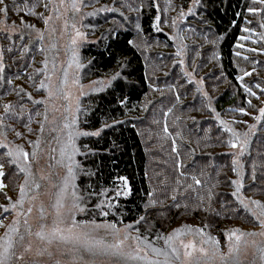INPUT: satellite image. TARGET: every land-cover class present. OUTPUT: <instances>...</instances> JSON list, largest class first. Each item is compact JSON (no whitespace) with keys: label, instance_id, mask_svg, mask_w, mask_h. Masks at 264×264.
<instances>
[{"label":"trees","instance_id":"16d2710c","mask_svg":"<svg viewBox=\"0 0 264 264\" xmlns=\"http://www.w3.org/2000/svg\"><path fill=\"white\" fill-rule=\"evenodd\" d=\"M174 1L186 8L190 0ZM4 2L13 9V0ZM112 2L121 7L123 17L112 16L108 20L113 23L108 27L91 29L89 41L81 50L84 80L117 75L109 86L89 94L80 108V130L99 135L82 136L77 142L81 166L77 189L80 200L88 203L76 219L81 223L108 222L115 227L133 225L132 231L145 245L181 226H190L201 229L200 235L217 241L219 250L224 251L227 235L233 230L262 229L260 220L248 210L251 207L245 209L237 195H233L236 191L233 181H242L241 193L264 205V124L260 126L262 137L257 145L250 153L242 154L234 165L236 153L228 146L233 137L223 131L220 121L226 124L239 107H247V101L255 99L245 91L248 78L243 80V70L259 68L258 60L248 61L249 67L241 69L242 58L237 52L241 44L257 45L253 36L257 26L251 17L264 18V4L254 0L207 1L205 34L218 42L217 65L213 68L214 71L219 68V74L228 82L227 88L207 96L202 89L191 88L190 82L188 92L182 93L181 84L173 85L159 74L166 69L163 65H167L164 51L158 54L163 65L160 63L156 76L150 55L136 42V39L162 45L172 42L157 27L156 17L161 21L162 12L159 0ZM15 3L20 11L8 12L7 20L42 16L26 14L22 0ZM249 8L259 11L249 12ZM86 24L97 27L90 19ZM0 42L4 44L0 51V59L5 63L0 71V113L4 115L3 105L12 106L10 102L17 99L20 89L30 92L29 84L39 78L40 56L33 54L38 49L37 39L1 32ZM197 64L196 69L202 68L200 62ZM209 74L206 72L205 76L210 78ZM19 83H23L22 87ZM162 85L170 89L165 95L168 105L162 101L163 95L151 96L155 91L152 86L159 90ZM247 88L257 90L253 83ZM210 98L214 114L207 106ZM28 106L24 101L22 105L12 106L4 116L16 123ZM5 153L0 147V163L7 170L11 166ZM4 172L3 180L8 183V172ZM193 177L200 183L196 184ZM121 178L127 180V195L116 196L124 185ZM2 193H5L3 189L0 198Z\"/></svg>","mask_w":264,"mask_h":264},{"label":"rangeland","instance_id":"374dc122","mask_svg":"<svg viewBox=\"0 0 264 264\" xmlns=\"http://www.w3.org/2000/svg\"><path fill=\"white\" fill-rule=\"evenodd\" d=\"M39 1L28 0L29 7L32 3H37L38 8L35 7L33 11L38 15H42L38 16L37 19H25L23 17L15 20L13 17L11 20H7L3 13L0 16V33H14L21 37L28 36L31 39H37L39 42L38 49L33 54H39L40 56V65H38L39 70L37 72L39 78H36V80L29 84V90L32 93L27 89H20L17 99L10 102L12 106L17 107L26 101L29 109L17 118L16 123L7 120V117L4 116L5 114L0 113V116L4 117L3 124L0 125V141L8 144L10 148L15 149L16 147H20L29 153L26 167L30 175L20 172L14 164H10L11 169H4L6 173L8 172L9 182L5 183L7 186L3 188L5 193L1 195L0 205H3L5 208L9 207L10 202L5 196L10 197L11 202H16L19 198L20 186L26 184V196L23 208L20 209L18 206L17 209L22 211L24 215L17 216L16 211L10 210L9 212H5L3 208H0V222L3 225L0 226V245L4 244L9 235L6 226H10L15 220H19V224L16 225L18 231L11 233L13 246L10 251L13 254L9 257L8 264H56L58 260L61 264H71L73 257L79 258L81 255H83V259L87 264H150V261L154 260H159L163 264L165 257L163 255L157 256L153 253L152 248L168 252L171 264H183L185 257L183 255L184 249L180 246L181 241L184 243L192 242L197 248L204 247L209 251L217 247V244H214V241L210 237L200 235L190 226H181L178 229H182L183 233L173 241V245L178 249L180 254V259L177 260L171 255V248L165 243V239L178 229L167 235L160 236L154 240V243L145 245L146 243L140 242L139 238L137 239L136 234L132 231L133 225L116 227L119 230V239H124L125 236L128 237L124 244L125 251H134L137 245H139L143 249L139 255L143 257L147 253L146 259L126 261L121 257L106 254L89 255L78 251L69 252L70 245L58 246L57 242L48 245L46 241H41L36 236V233L41 230V225H44V231L47 232L53 227V222L56 220L54 205L67 176L68 161L66 157H61V149L65 147L69 131L64 128L66 118L70 122L72 114L75 113L77 121L74 128L81 131L79 128V114L84 99L89 94L109 86L114 82L117 75L111 73L100 79L84 80L83 70L85 63L81 50L89 41L88 33L91 29L108 27L113 23L108 20L112 16L120 15L123 17L121 7L116 6L112 0H76L80 7V11L78 12L74 11L71 7L73 0ZM159 1L162 12L161 21L159 20L157 27L162 30L161 32L166 33L172 42L162 45L157 43V41L147 43L143 39H136L142 50L150 55L148 57L151 59L153 73L158 76V67L160 63L163 65L162 61H158V54L164 51L163 55L167 58V65H163L166 69L160 70L159 74L165 76L167 81L173 85L181 84L179 89L182 93H187L190 85L191 88L202 89L207 96H212L215 91L227 88L228 82L219 74V68H216V71L213 68V66L217 65L215 55L218 42L213 36L208 37L205 34L206 28L204 27V22L206 21L205 14L207 13L208 0L187 1L189 3L186 8L184 4L177 5V2L174 0ZM44 4H48V7L45 8ZM6 5L9 9V14L15 11L4 2V6ZM41 17H51V19L46 25ZM124 17L127 18L126 15ZM130 17L133 18L132 15ZM88 19L97 27L87 25ZM251 19L254 21L253 25L257 26L255 29L257 33L253 34L257 45L246 46L245 44H241L237 56L242 58L239 61L240 66L242 64L241 69L249 67L248 61L258 60L257 65L260 66L259 68H255L254 71L251 69L243 70L244 73H251L248 76L243 75V80L248 78L246 80L247 87L251 83H253V86L259 84L261 87H264V27H261L264 24V18L255 16L251 17ZM103 21H108L107 23L109 24L100 25ZM25 25H31V27H26ZM73 25H75V28H73ZM77 30L83 35L77 36ZM39 33L43 34L42 40L39 38ZM73 38L76 40L75 44L72 43ZM3 46L4 44L0 42V51ZM252 49H255V51H251ZM9 51H11V48ZM0 60L4 67L5 63L2 59ZM45 61H47V70L44 68ZM197 62L201 63L199 66L202 68L196 69ZM77 64L79 67H77ZM206 72L211 73L209 74L210 78L208 75L205 76ZM65 73H67V84L64 83ZM178 79L179 82L175 83ZM42 82L45 84V88L40 87ZM153 82L158 81L155 80ZM188 82H190V85H188ZM22 84L19 83L18 85L22 87ZM167 85H162L160 87L161 90H157V88L152 86L155 91L153 90L154 94H151L153 98L163 95L162 101L166 105H168V101L165 95L170 90ZM209 87L210 90L208 89ZM194 89L193 93L196 91ZM49 90L53 93L51 97L48 95ZM65 92L71 94L70 101L64 99ZM255 93L256 96H253L255 99L248 100L247 107H239L238 111L226 120V124L240 133L242 138H245L244 134L247 133V145L243 154L250 153V149L256 146L258 140L262 137L260 126L264 124V117L259 120L253 119V117L259 116V109L264 108V94L261 93L260 88H257ZM29 94L31 95V100L28 99ZM41 100L44 101L43 104L35 103ZM149 101H147V105L150 103ZM249 101L251 104H249ZM207 106L210 109V113L214 114L215 110L213 109L212 98L207 101ZM69 108L71 110L66 111ZM240 109H243L248 114H242ZM45 114L48 117L47 121L44 120ZM206 117V120L209 121L211 115L208 114ZM240 121L243 122L240 123ZM41 124L44 125L43 132L40 131ZM250 125H255V127L250 128ZM29 128L31 132H29ZM9 132L11 133L9 134ZM17 132L21 133V135L17 136ZM81 137L75 138L76 146ZM37 140L40 142L38 149L34 147ZM4 149L7 153L8 149ZM33 151L37 153L35 157L31 156ZM233 151L236 153L235 160L241 157L242 154L239 148L233 149ZM79 157L80 152L74 157L76 162V166L74 167L75 179L70 183L64 195L63 203L65 209L62 210L64 222L60 224L62 228H66L71 224L68 209L71 208V204L73 203L74 197L72 193L75 192L76 196L80 198L77 189V180L81 172ZM6 158H8V161L10 160V157L7 155ZM20 163L22 165L25 163L22 158ZM37 184L39 188L35 187ZM119 191L121 194H124L128 190L123 185ZM33 197L35 199H32ZM237 197L239 200L243 199L246 201V204L258 213L256 206L251 203L252 200L246 198L241 191H239ZM78 203L85 210L88 202L79 199ZM29 207L32 209L31 213L27 212ZM41 208L43 209V218H41ZM79 213L81 212L76 211L74 213V219L79 230L86 231L96 239H103L108 243L113 241V230L107 227L112 224L108 222L81 223L76 219ZM25 219L28 220L27 224L24 223ZM96 225H101V227L96 228ZM262 232H264V228L245 231L238 230L237 235L241 233L245 234L238 243L235 237L230 241L227 235L226 249L224 251L219 250L220 254L224 255L226 259L221 261L217 257L211 261V264H264V259H262V256H264V235H260ZM249 233H256V235H248ZM205 241L207 242L205 243ZM229 244H232L234 248L231 254H229ZM29 245L31 246V251L27 252L25 249ZM62 252L64 254H61ZM20 256H23V259H18ZM198 261L200 264H204L201 254L198 251L193 252L192 257L189 258V264H198Z\"/></svg>","mask_w":264,"mask_h":264},{"label":"snow or ice","instance_id":"6c2138e0","mask_svg":"<svg viewBox=\"0 0 264 264\" xmlns=\"http://www.w3.org/2000/svg\"><path fill=\"white\" fill-rule=\"evenodd\" d=\"M254 2L264 4V0H254ZM22 3L24 4V9L26 11V14L29 15H35V12L33 9L37 7V3H32L31 6H28V0H22ZM0 5H4V0H0ZM45 8L48 7V4L43 5ZM72 9L76 12L80 11V7L77 4L76 0H73ZM13 10L15 11H20L19 5L15 3V0H13ZM55 10V9H54ZM9 9L7 6L0 7V13H3L5 16L7 15ZM249 12L256 13L259 11V9H254V8H249ZM183 15V13H181ZM43 19L44 23L47 25L49 23V18H44ZM160 17L157 16L156 20L159 21ZM23 23V21H22ZM26 27H31V25H25ZM67 26V25H65ZM155 26V25H154ZM261 27H264V24L261 25ZM73 28H75V25H73ZM159 30V29H157ZM245 31H249L248 29H245ZM77 36L83 35L80 33L78 30L76 31ZM39 38L42 40L43 39V34L39 33ZM241 39H244V37H241ZM72 43L75 44L76 40L73 38ZM251 51H255V49H252ZM75 55V54H74ZM77 67L79 65L77 64ZM45 70H47V61H45L44 64ZM0 71H3V64L0 63ZM245 76L251 75L249 72L244 73ZM11 83V81H9ZM65 84H67V73H65ZM243 86V85H242ZM41 88H45V84L42 82L40 85ZM257 88H260V91L262 94H264V87H261L259 84L256 85ZM245 91L251 95V96H256V93L252 91L251 88L245 87ZM49 97L53 95V93L49 90L48 92ZM259 98V97H257ZM28 99L31 100V95H28ZM64 99L66 100H71V94L68 92L64 93ZM35 103L43 104L44 101H36ZM249 104L251 102L249 101ZM4 112L5 114H8L12 108L10 104H5L3 105ZM71 109H66V111H70ZM241 113L244 115H247L248 113L245 112L243 109H240ZM264 117V108L259 109V116L253 117V119L259 120L260 118ZM3 119L4 117L0 116V125L3 124ZM48 117L45 114L44 120L47 121ZM77 117L75 116V113L72 114V119L71 121H67L64 123V128L68 129L67 133V142L65 144V147L61 149V157L62 158H67V176L64 180L63 187L60 189V192L57 196L56 203L54 205L56 209V220L53 222V227L45 232L44 231V225H41V230L36 233V236L39 237L41 241H46L48 245H52L54 242L58 243V246H71V248L68 249L69 252L72 251H78L81 253H87L89 255H97V254H106V255H112L116 257H121L124 260H137V259H146L147 258V253L143 257L139 255L143 249L137 245L136 249L134 251H125V240H127V236L124 237V239H119V230L116 229L115 225H108L107 227L113 230V236L114 239L111 243L105 242L103 239H96L95 237L91 236L88 232L79 230L78 226L76 224V221L74 219V213L76 211L83 212L84 208L81 207V205L78 203L79 197L76 196L75 192L72 193L74 199L73 203L71 204V208L68 209L69 212V219L71 220V224L66 227L62 228L60 227V224H62L63 221V212L62 210L65 209V205L63 203L64 200V195L67 192V189L70 185V183L75 179V173H74V167L76 166V162L74 160L75 155L79 152V149L77 148L75 144V138L78 136H88V135H99L98 132H82L75 130L74 126L76 125ZM243 121H240L242 123ZM221 125H223V131L229 132L232 134L233 139L228 141V146L230 148L236 149L239 148V151L241 154H243L244 149L247 145V133L244 134L245 138L241 137V134L236 132L233 128L229 127L227 124H225L224 121H220ZM250 128H254L255 125H250ZM29 132H31V129H28ZM44 130V125H40V131L43 132ZM167 131V129H165ZM17 136H20L21 133L17 132ZM39 140L35 142L34 147L39 148ZM0 147L8 149L6 155L10 157V160L8 163L14 164L16 168L19 169L20 172H25L27 175H30V172L28 171V168L26 167L27 162L29 160V153L24 151L23 148L16 147L15 149L10 148L8 144L0 142ZM173 151H175V148H173ZM37 155L36 151H33L31 153L32 157H35ZM21 158L25 162L23 165L20 163ZM233 164H238L237 160L233 161ZM233 171H236V168H233ZM239 175V173H238ZM5 177V172H4V163H0V190L5 188L7 185L5 184L3 178ZM255 177H253L254 179ZM124 180V187L125 189L127 188V180L125 178H121ZM195 180V177H193ZM27 183V181H26ZM196 184H199V180H195ZM234 184H236V191L233 192V195H237L240 191V189L243 187L242 181H233ZM36 188H39V185H35ZM74 187V185H73ZM125 195H127V191L124 192ZM121 192L117 191L116 196H120ZM26 196V184L21 185L19 189V198L16 202H11V198L5 196L6 199L9 200V207L5 208L3 205H0V208H3L5 212H9L10 210L16 211L17 216L24 215V213L18 209V206L20 209L23 208L24 200ZM32 199H35L33 197ZM174 199V197H173ZM240 203L245 207V209H248V204L244 202L243 199H240ZM252 204L256 206V209H259V212L248 209L252 212V215L256 217L257 219L260 220V226L261 228H264V205L260 204L259 201H252ZM111 205H109L110 207ZM99 207V205H97ZM32 209L29 207L27 209L28 213H31ZM105 215L107 213H104ZM41 218H43V209L41 208ZM141 220L144 218L141 217ZM25 224L28 223V220L25 219L24 221ZM19 224V220H15L12 225L6 226L7 227V232L9 233L7 240L4 242L3 245H0V264H8L9 257L13 254L10 250L12 249V239H11V233L17 232L18 228L16 225ZM0 226L2 225V222H0ZM96 228H100L101 225H96ZM197 232L202 233L201 229H197ZM238 230H233L231 233L228 234V238L231 241L233 237H235V240L237 243L241 240V237L245 235L244 233H241L240 235H237ZM183 233L182 229L176 230L173 234L169 235L165 239V243L169 245L171 248V255L175 257V259L179 260L180 259V254L178 252V249L173 245V241H175L181 234ZM31 234V233H29ZM248 235H256V233H249ZM260 235H264V232L260 233ZM23 239V237H21ZM138 239V238H137ZM207 241H205L206 243ZM214 244L218 245L217 241L213 242ZM180 246L184 249V257L185 260L183 264H189V258L192 257L193 252H199L201 254V257L203 258L204 264H211V261L216 259L217 257L221 260L224 261L226 257L219 252V248L215 247L211 251L208 249H205L204 247L197 248L196 245L192 242L184 243L183 241L180 242ZM59 250V249H58ZM234 248L232 244H229V254L233 252ZM25 251L30 252L31 251V246L27 247ZM153 253H155L157 256L163 255L165 257V260L163 261V264H171V260L169 259V253L168 252H162L160 249L157 248H152ZM61 254H64L63 252ZM18 259H23V256L18 257ZM262 259H264V256H262ZM56 264H61V262L58 260ZM71 264H87V262L84 261L83 255H81L79 258L73 257V260L71 261ZM150 264H161V261L159 260H154L150 261ZM198 264L200 262L198 261Z\"/></svg>","mask_w":264,"mask_h":264}]
</instances>
